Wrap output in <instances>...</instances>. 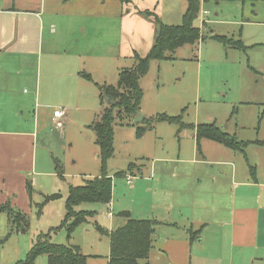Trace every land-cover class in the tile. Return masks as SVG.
Masks as SVG:
<instances>
[{
    "label": "rangeland",
    "instance_id": "obj_1",
    "mask_svg": "<svg viewBox=\"0 0 264 264\" xmlns=\"http://www.w3.org/2000/svg\"><path fill=\"white\" fill-rule=\"evenodd\" d=\"M74 2L76 8L90 6L97 10L101 6L102 9L119 10L117 0ZM200 10L193 25L199 29L201 40L175 50L172 53L173 59L151 60L146 75L139 78L138 86L142 93L140 112L146 118L160 113L180 116L185 124L213 122L230 135L235 131L244 135L251 132L254 124H258L255 111L264 109V4L261 1L252 3L248 0H209L201 2ZM204 11L207 13L203 14ZM83 21L78 14L63 20L57 18L46 32L53 34L56 49L67 43V49L72 51L73 48L75 54L84 51L82 57L85 54L90 55L83 58L82 63V68L92 76V81L83 87L84 95L72 98L61 92L48 93L46 61L42 56L36 67L31 58L30 66L22 68L26 72L23 77L26 78L18 88L20 91L16 93L17 106L0 98V129L13 124L17 131L28 130V125L36 118L39 139H43L37 148V166L45 172L55 171L54 158L58 159L64 175V179L59 182L64 186L82 185L85 180L102 174L99 148L94 139H91V134L93 138L95 135L86 125H92L93 120L96 121L100 109L103 112L109 107V104L100 101V91L95 83L102 85V81L109 79L115 85L117 81L114 74L116 64L109 66L102 59V63H97L94 51L88 44L84 49L76 50L82 44L81 38H90L88 32L81 31ZM180 22L182 23V17L177 23ZM46 32L43 35L44 42L45 37L49 36ZM214 35L225 36L227 42L213 39ZM239 40L244 48L232 47L239 45ZM101 42L107 46V40ZM120 65L129 67L126 65L130 64ZM35 78L39 82L37 102L34 100L32 86ZM63 106H69L68 119L64 122L60 120L63 126L59 127L50 119L53 110ZM112 116L113 155L106 160L105 172L112 178L110 200L114 218L128 213L133 219H152L149 213L155 214L152 205L158 203L157 193L148 189L152 182L148 178L153 176L155 167L163 166L162 158L175 157L179 151L190 154L194 145L193 130L191 127L178 130V124L165 121L156 122L152 127L132 123L123 113L117 114V107L112 109ZM138 127H143L142 135L137 134ZM202 141L211 143L204 139ZM139 170L142 175L138 173ZM128 175H134L131 183H127L125 179ZM27 178L30 180L31 176ZM47 179L46 175L37 176L34 188H44V196L39 201L43 206L33 204L25 212L28 224L26 230L12 233L17 235L11 234L0 245V264L16 262L17 258L11 256L15 255L17 249L21 258H24L32 240L40 233H48L53 242L80 249L86 255V264H106L108 237L98 232L95 224L109 228L112 217L106 216V210H98L100 204L81 203L77 209L95 213L76 225L68 235L69 222L61 226L66 213V193L57 191L62 196L45 203L50 187ZM48 202L52 203L49 207L46 205ZM8 229L6 226L5 235ZM144 261L146 259L140 260L139 264H144ZM153 261L159 264L157 259ZM36 264H48L46 255L38 256Z\"/></svg>",
    "mask_w": 264,
    "mask_h": 264
},
{
    "label": "crops",
    "instance_id": "obj_2",
    "mask_svg": "<svg viewBox=\"0 0 264 264\" xmlns=\"http://www.w3.org/2000/svg\"><path fill=\"white\" fill-rule=\"evenodd\" d=\"M74 1L0 0L1 99L17 106L16 93L26 78L22 68L30 66L31 58L36 67L42 56L46 61L48 93L61 92L72 98L85 94L83 87L92 81L91 74L82 68L83 58L88 54L83 57L84 51L75 54L73 48L72 51L67 49V43L56 49L53 34L46 31L57 18L63 20L77 14L83 18L81 31L88 32L90 38H81L82 44L76 50L84 49L88 44L97 63L104 60L109 66L116 64L114 74L118 80L121 68L133 67L136 55L144 57L148 53L157 32L156 22L179 24L177 22L186 9L185 0H117L119 10L116 11L102 9L101 6L97 10L90 6L76 8ZM88 1L92 3L94 0ZM45 32L49 36L44 42ZM106 40L107 46L101 42ZM122 63L130 65L123 67ZM85 73L90 75V79L83 75ZM33 82L34 100L37 102L39 82L36 78ZM102 83L113 85L109 79ZM95 85L99 89L100 84L96 82ZM59 109L63 116L52 115L50 120L60 127L68 119L69 106L54 110ZM97 113L96 121L101 109ZM255 116L258 124L247 132L252 134L243 135L236 131L231 134L238 141L247 142L241 148L231 149L210 139H197L192 128L194 145L190 154L179 151L175 157L162 158L163 166L154 168L153 176L148 178L152 181L148 189L157 193L158 204L152 205L155 214H149L158 223L144 264H155L154 259L159 264H264V109L256 110ZM37 124L34 118L28 130L17 131L13 124L0 129V205H7L23 214L33 204L39 205L44 196L43 187L34 188L37 176L48 177L49 196L58 194L57 191H63L67 196L70 186L59 182L64 175L55 169L58 159L54 158L55 171L45 172L37 166V148L43 142L39 139ZM86 127L92 130L89 125ZM91 139L95 140L92 134ZM138 173L142 175L140 170ZM27 176H31L30 180ZM27 184H30L31 192H28ZM51 204L48 202L46 205L49 207ZM111 204L110 200L107 206L98 208L112 213V218L106 214L112 219V225L107 228L109 231L126 222L122 215L114 218ZM6 226L9 227V217L0 211L2 238L7 235L4 232ZM12 235H8L6 240ZM11 258H17V261L24 259L18 249ZM106 258L108 264L109 239Z\"/></svg>",
    "mask_w": 264,
    "mask_h": 264
},
{
    "label": "trees",
    "instance_id": "obj_3",
    "mask_svg": "<svg viewBox=\"0 0 264 264\" xmlns=\"http://www.w3.org/2000/svg\"><path fill=\"white\" fill-rule=\"evenodd\" d=\"M124 2L125 0H120ZM209 0H185L186 9L182 15V23L164 24L156 22L157 32L151 48L144 57L135 56V64L130 68H121L118 72V80L115 85H99L101 101L110 100L112 103L101 113L99 119L89 127L95 135V144L99 148V157L103 168L102 174L85 180L82 185L68 188L65 199V218L63 226L67 221V234L69 235L73 228L79 223L85 221L95 211L77 209L81 203H96L105 205L110 202L112 192V180L105 172V163L113 155V116L112 109L117 107V114L123 113L132 123L146 124L152 127L156 122L165 121L183 127L195 129L197 139L206 138L223 144L231 149H239L247 142L238 141L233 135L221 130L214 123L185 124L180 116H169L164 113L156 114L146 118L140 114L139 103L142 97L138 86V80L143 77L149 68L151 60L173 59L172 53L186 44H194L201 40L202 35L198 28L193 25V20L200 11L201 2ZM218 1V0H214ZM247 1V0H237ZM249 2L264 0H248ZM204 24V21H203ZM213 39L226 43L225 36L214 35ZM233 47H243L239 45ZM90 79L89 74H83ZM122 91V92H121ZM138 116L136 117V115ZM148 123V124H147ZM143 127L137 128V134L142 135ZM57 162V161H56ZM60 165H56L58 174L61 175ZM123 173V172H122ZM28 192H31L30 184H27ZM59 194H53L45 198V203L55 199ZM38 207L43 205H37ZM0 211L7 213L9 217V229L6 236L0 238V245L12 233L24 232L27 228L26 215L13 210L7 205H0ZM126 218L124 225L108 230L97 224L98 232L107 235L109 239V259L108 264H139L140 260L148 258L151 248L152 235L155 226L158 223L154 219H133L128 213H122ZM17 216V218H16ZM23 222V223H22ZM21 224V225H20ZM40 255H46L48 264H86V255L82 254L78 248L68 244L57 243L50 240L49 234L40 233L31 243L30 249L24 259L16 261L14 264H36V258Z\"/></svg>",
    "mask_w": 264,
    "mask_h": 264
},
{
    "label": "built area",
    "instance_id": "obj_4",
    "mask_svg": "<svg viewBox=\"0 0 264 264\" xmlns=\"http://www.w3.org/2000/svg\"><path fill=\"white\" fill-rule=\"evenodd\" d=\"M203 14H206V11H204ZM53 116H55V117H62L63 116V111L61 109L54 110ZM132 178H133L132 176H127L126 177L127 183H130L132 181ZM106 214H107L108 217H111L112 216V213H111L110 210H107Z\"/></svg>",
    "mask_w": 264,
    "mask_h": 264
},
{
    "label": "water",
    "instance_id": "obj_5",
    "mask_svg": "<svg viewBox=\"0 0 264 264\" xmlns=\"http://www.w3.org/2000/svg\"><path fill=\"white\" fill-rule=\"evenodd\" d=\"M106 102L108 103V104H111L112 102L110 101V100H106ZM138 116V114L136 115V117Z\"/></svg>",
    "mask_w": 264,
    "mask_h": 264
}]
</instances>
